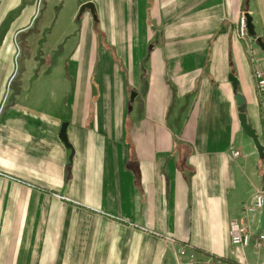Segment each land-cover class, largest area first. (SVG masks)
Wrapping results in <instances>:
<instances>
[{"label": "crops", "instance_id": "crops-1", "mask_svg": "<svg viewBox=\"0 0 264 264\" xmlns=\"http://www.w3.org/2000/svg\"><path fill=\"white\" fill-rule=\"evenodd\" d=\"M38 1L0 0V264H165L182 244L238 263L264 158L229 74L264 145L236 33L248 13L264 41V0Z\"/></svg>", "mask_w": 264, "mask_h": 264}, {"label": "built area", "instance_id": "built-area-1", "mask_svg": "<svg viewBox=\"0 0 264 264\" xmlns=\"http://www.w3.org/2000/svg\"><path fill=\"white\" fill-rule=\"evenodd\" d=\"M42 1V0H40ZM236 33L239 39L243 40L246 44L250 61L253 65V75L256 80V89L259 95H264V69L259 65V57L257 56V41L255 37L250 36L247 27V18L244 13L240 15L236 22ZM18 55V54H17ZM16 70L18 64L15 65ZM1 112V108H0ZM235 155H239V151L234 152ZM263 195L264 190L260 191L256 197V201L253 205L244 206V212L249 214L261 213L263 208ZM260 225V224H259ZM256 229H253L246 222L232 220L230 223V236L233 245L238 247L243 255L238 263H232L222 257L213 254L201 255L196 252L195 248L189 244L179 245L174 251L175 261L173 263L165 264H250L246 258L244 250L248 247L254 238L255 247L258 250H264V229L257 237H254ZM173 242L174 239H172Z\"/></svg>", "mask_w": 264, "mask_h": 264}, {"label": "water", "instance_id": "water-1", "mask_svg": "<svg viewBox=\"0 0 264 264\" xmlns=\"http://www.w3.org/2000/svg\"><path fill=\"white\" fill-rule=\"evenodd\" d=\"M85 6L92 8L93 4L87 3ZM246 18H247L248 32H249L250 36L256 38L258 45L264 51V41H263L262 37L257 36V33L255 31V26L252 22L251 15H249L247 13ZM229 80L232 82L233 91L235 93V99H236L237 104H238V110H239L238 120H239L240 126L242 127L244 133L253 140L259 156L261 158H264V145L262 144V142L259 138V134L257 132V129L248 120V115L246 113V99L243 96V94L240 91H238L239 79L236 75H234L233 73H230L229 74ZM66 127H67V123L64 122L61 126L60 138L69 147L70 145H69L67 134H66ZM263 229H264V195H263V208H262V211L260 214V225H259L254 237H257Z\"/></svg>", "mask_w": 264, "mask_h": 264}, {"label": "rangeland", "instance_id": "rangeland-1", "mask_svg": "<svg viewBox=\"0 0 264 264\" xmlns=\"http://www.w3.org/2000/svg\"><path fill=\"white\" fill-rule=\"evenodd\" d=\"M38 4L42 5V1L39 0ZM76 25H77V27L75 29H79L80 25L78 23ZM256 48H257L259 53L264 54V51L260 48V46L258 44L256 45Z\"/></svg>", "mask_w": 264, "mask_h": 264}]
</instances>
